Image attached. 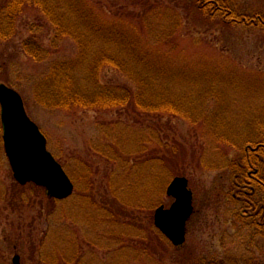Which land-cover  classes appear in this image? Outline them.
Here are the masks:
<instances>
[{
	"label": "rangeland",
	"instance_id": "1",
	"mask_svg": "<svg viewBox=\"0 0 264 264\" xmlns=\"http://www.w3.org/2000/svg\"><path fill=\"white\" fill-rule=\"evenodd\" d=\"M48 1L74 18L65 0ZM228 2L239 15L264 16V0ZM86 4L98 25L117 24L120 32L141 40L142 49L158 59L156 70L166 74L155 86L175 94L193 119L125 108L99 112L44 106L37 98L38 82L56 62L76 59L79 50L72 39L56 41L52 23L25 9L13 38L0 41V84L22 96L75 192L53 204L45 189L16 181L4 148L0 107V264H14L16 256L20 264H264V237L247 220L257 212L229 199L231 166L241 158L236 148L264 137V27L225 25L219 16L208 21L193 0ZM86 25L82 33L89 32ZM95 33L100 39L107 36ZM32 40L51 55L48 60L35 62L25 55L24 45ZM95 44L90 47L94 52L109 49L104 40ZM114 50L121 52L118 46ZM81 68L76 77L85 90L91 88L84 73L89 70ZM99 85L137 89L110 68L101 72ZM158 147L176 152L185 174L175 175L170 163L162 164L154 152ZM177 177L189 180L195 197V214L180 248L154 223L157 209L174 203L166 191ZM113 198L118 204L111 203ZM239 215L242 224L236 221Z\"/></svg>",
	"mask_w": 264,
	"mask_h": 264
},
{
	"label": "trees",
	"instance_id": "2",
	"mask_svg": "<svg viewBox=\"0 0 264 264\" xmlns=\"http://www.w3.org/2000/svg\"><path fill=\"white\" fill-rule=\"evenodd\" d=\"M69 11L74 15L73 19L64 14V9L52 5L48 0H7L0 3V41H9L16 33V23L24 10L32 9L45 16L54 26L56 41L72 39L78 45L79 54L76 59L64 62H56L50 66L48 72L41 78L37 85V98L44 106L52 109L73 110H96L109 111L115 109H129L132 112L150 116L170 115L177 118L192 120L181 100L168 88L164 86L156 87L158 79L166 75L156 70L158 59L152 57L150 52L142 49V42L131 35H126L116 29L117 24L100 26L92 17L91 12L86 10L87 0H65ZM193 5L200 15L206 17L208 21L219 16V21L225 25H246L248 27H264V16L255 15L252 17L239 15L232 8L228 0H193ZM90 28L89 32L82 33V25ZM91 24V25H90ZM92 27V29H91ZM93 31V32H92ZM106 33V38L100 39L97 33ZM104 40L108 50L92 51L90 47H96L95 42ZM118 46L120 53L114 50ZM24 53L35 62L48 60L51 55L41 49L35 40L24 45ZM87 67L89 72H84L87 76V84L91 88L85 89L79 85L76 74ZM153 67V68H152ZM114 69L133 81L137 89L126 87L103 88L99 85V76L106 69ZM167 90H166V89ZM247 144L245 147L236 148L241 151V158L238 156L237 162L231 166L233 180L231 189L235 194L241 191L240 185L250 180L248 170L252 167L264 177V137L254 144ZM249 151H247V149ZM160 151L154 150L157 159L163 164H171V172L175 175L185 174L184 168L176 163V152L168 149ZM254 150V151H253ZM172 160V163H171ZM183 162V161H181ZM166 165V164H165ZM256 192H264V181L254 186ZM233 203L237 204L235 196H230ZM114 199V198H113ZM94 200V198H92ZM58 201L51 200L57 204ZM117 203L118 200H111ZM105 206L111 208L109 202H104ZM116 219L122 221L119 213H115ZM241 221V219H239ZM150 249L154 254L153 249Z\"/></svg>",
	"mask_w": 264,
	"mask_h": 264
},
{
	"label": "water",
	"instance_id": "3",
	"mask_svg": "<svg viewBox=\"0 0 264 264\" xmlns=\"http://www.w3.org/2000/svg\"><path fill=\"white\" fill-rule=\"evenodd\" d=\"M0 107L4 147L16 181L22 186L35 184L44 188L52 199H69L75 186L48 151L47 139L28 116L22 96L0 84ZM167 196L175 201L169 209H157L155 227L173 246L180 247L186 243L187 223L194 214L189 180L175 178L167 188ZM13 262L20 264V257L16 256Z\"/></svg>",
	"mask_w": 264,
	"mask_h": 264
},
{
	"label": "flooded vegetation",
	"instance_id": "4",
	"mask_svg": "<svg viewBox=\"0 0 264 264\" xmlns=\"http://www.w3.org/2000/svg\"><path fill=\"white\" fill-rule=\"evenodd\" d=\"M247 151H249L248 148H246ZM254 151V150H253ZM248 174H249V178L250 180L245 181L240 185V192L239 195H241V197H238V195L236 196L234 193H232L231 191V195L235 196L238 202L243 201L244 205H245V211L251 210L254 212H257V215H252L251 217H247V220L249 221V219L252 222V225L254 227H256L257 229L260 228V233L261 235L264 237V199L261 198V200H258V198L260 196H264V192H256V190L254 189L255 185H257L258 183H261V180L264 181V177L263 175H261V173L258 171V169L255 168H251L250 170H248ZM229 199H231V197L229 196ZM232 203V199L230 200ZM244 217L236 216V221H239V219H241V221H239V223H244ZM260 220V221H259ZM261 222H263V224L261 225Z\"/></svg>",
	"mask_w": 264,
	"mask_h": 264
}]
</instances>
